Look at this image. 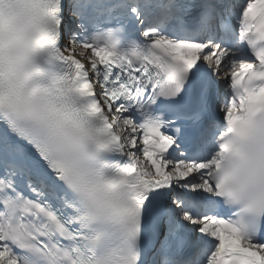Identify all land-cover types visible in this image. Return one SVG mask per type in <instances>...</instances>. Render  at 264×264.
I'll return each mask as SVG.
<instances>
[{"label":"snow or ice","instance_id":"obj_1","mask_svg":"<svg viewBox=\"0 0 264 264\" xmlns=\"http://www.w3.org/2000/svg\"><path fill=\"white\" fill-rule=\"evenodd\" d=\"M0 264H264V0H0Z\"/></svg>","mask_w":264,"mask_h":264}]
</instances>
